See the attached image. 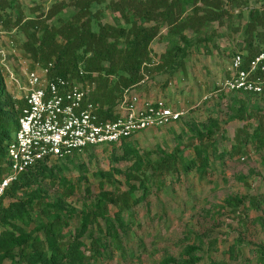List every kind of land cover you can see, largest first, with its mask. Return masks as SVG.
<instances>
[{"label":"rangeland","instance_id":"1","mask_svg":"<svg viewBox=\"0 0 264 264\" xmlns=\"http://www.w3.org/2000/svg\"><path fill=\"white\" fill-rule=\"evenodd\" d=\"M100 1L101 20L112 23V16L119 13L107 8L111 0ZM139 1L135 0L136 6ZM18 2L26 13L30 8L36 14H45L49 9L48 0L37 9H34L37 2L32 0ZM249 3L255 1L249 0ZM70 8H64L60 13L64 19ZM233 13H236L235 9ZM245 22L246 16L224 17L204 26L199 36L186 30L193 48L183 68L161 67L166 44L158 37L151 43L153 60L142 69L139 83L130 89L150 99L163 98L173 108L184 110L185 114L169 126L143 130L125 140V144L139 153L144 167L149 161L171 152L191 157L193 146L201 136L199 132H202L209 161L203 168L194 167L188 171L178 163L174 170L150 177L146 194L136 203L132 197L128 199L127 207L121 212L120 220L124 224L119 226L113 220L116 240L104 236L106 232L95 227L94 236L102 238L105 248L103 255L92 259L91 264H162L166 258L178 260L187 245L202 249L198 252L202 259L197 264H208L210 259L226 264H256L257 251L264 250V144L256 149L245 136L247 131L259 129V135L264 139V96L217 91L228 72L230 58L240 52L237 29ZM207 37L208 42L198 46L194 43L198 38ZM23 39L18 27L0 24V50L6 55L7 65L21 81V86L24 84L21 61H31L23 51ZM3 80L6 93L11 100L19 101V106L24 91L8 83L5 77ZM240 101L247 107L243 120L235 117ZM241 140L244 145L239 149ZM122 146L121 142L101 145L68 158L45 161L51 174L38 176L30 187L19 189L13 199L4 197L0 204L6 206L18 201L30 191L46 202L63 200L76 212L72 223L76 227L79 225L78 214L93 209L101 192L120 196L128 189V180L132 179L127 175L135 174L137 169L133 165V155ZM141 194V188L136 189L134 198ZM234 196H247L245 205L238 208L225 206L224 199ZM118 208L108 203L111 217H115ZM31 213L29 226L18 223V227L34 233L44 214L39 207ZM99 224L104 230V222L99 220ZM2 228L8 229L0 225V232ZM80 240L85 244L82 249L90 254L87 233Z\"/></svg>","mask_w":264,"mask_h":264},{"label":"trees","instance_id":"2","mask_svg":"<svg viewBox=\"0 0 264 264\" xmlns=\"http://www.w3.org/2000/svg\"><path fill=\"white\" fill-rule=\"evenodd\" d=\"M32 1L37 2L34 6L37 9L41 8L45 0ZM48 1L47 13L36 14L31 8L26 13L18 0H0V24L5 27L16 26L22 31L24 53L32 62L43 65L51 63L50 78L76 76L82 70V79L95 84L90 98L98 105L103 120L116 117L113 108L123 92L142 79V69L153 60L150 47L156 37L166 44L159 65L170 70L176 66L183 68L193 48L186 30L199 36L204 26L221 21L224 17L246 16V22L237 29L240 39V52L237 54L241 55L246 65L264 52V0H254V4H250L249 0H225V4L222 0H140L138 6L135 0H111L107 8L119 13L118 16H112V23L101 20L103 13L99 8L100 0ZM67 7L71 8L64 19L60 13ZM163 30L165 33H162ZM205 41H209L208 37L202 40L198 38L194 43L198 46ZM18 103L6 93L0 72V170L4 167L6 148L12 140V133L17 129L18 117L24 106L23 100L19 106ZM246 110L247 107L240 101L235 117L243 120ZM258 130L251 133L247 131L245 136V140H251L256 149L264 144ZM199 133L201 136L193 146L194 154L191 157L185 158L177 151L171 152L149 161L144 167L139 153L125 144V140L122 141V147L133 155V165L137 169L135 174L127 175L128 179H132L128 180V189L121 192L120 196L101 192L93 209L78 214L79 225L76 227L72 225L76 212L63 200L46 202L30 191L18 201L9 202L6 206L0 204V225L8 227L2 228L0 232V264L5 261L9 264H91L92 259L103 255L105 248L102 238L94 236L95 227L102 233L106 232L104 236L109 235L112 240H116L117 231L113 220L119 226L124 224L120 220L121 212L127 207L128 199L132 197L133 203L139 201L146 194L150 177L162 176L174 170L178 163L186 171L208 164L209 152L203 146V133ZM243 145L244 141H239V149ZM89 148L93 147L84 150ZM47 172L51 174V169L44 162L36 164L10 184L4 197L15 198L19 189L30 187L38 176L46 175ZM138 188H141L142 194L135 199L134 192ZM247 198L228 197L224 199V204L238 208L245 205ZM120 200L122 203L119 204ZM108 203L120 207L114 218L110 215ZM36 207L44 214L36 231L33 233L18 227V223L29 226L31 212ZM99 220L104 222V230L100 228ZM86 233L90 238V254L82 249L85 244L80 240ZM201 250L196 245H187L178 260L170 257L164 259L162 264H197L202 259V255L198 254ZM255 263L264 264L263 249L257 251ZM208 264L226 262L210 259Z\"/></svg>","mask_w":264,"mask_h":264},{"label":"built area","instance_id":"3","mask_svg":"<svg viewBox=\"0 0 264 264\" xmlns=\"http://www.w3.org/2000/svg\"><path fill=\"white\" fill-rule=\"evenodd\" d=\"M6 59L0 50V72L24 91V106L0 170V201L20 174L40 162L72 156L87 147L120 143L143 130L176 123L185 114L163 98L150 99L127 89L114 109L116 117L103 120L90 98L95 84L82 79V70L76 76L50 78L51 63L23 59L21 86ZM227 71L217 91L264 96V52L246 65L241 55L232 56Z\"/></svg>","mask_w":264,"mask_h":264},{"label":"crops","instance_id":"4","mask_svg":"<svg viewBox=\"0 0 264 264\" xmlns=\"http://www.w3.org/2000/svg\"><path fill=\"white\" fill-rule=\"evenodd\" d=\"M183 67H184V66H183ZM223 74H224V73H223ZM227 76H228V72H227V74H226V73L224 74V79H225ZM224 79H223V80H224ZM145 97H146V96H145ZM147 98H150V97H147ZM157 98H159V97H157ZM154 99H155V98H154Z\"/></svg>","mask_w":264,"mask_h":264}]
</instances>
